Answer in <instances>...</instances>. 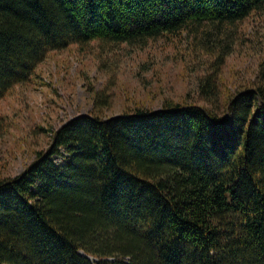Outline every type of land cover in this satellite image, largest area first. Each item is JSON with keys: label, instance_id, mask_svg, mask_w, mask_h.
I'll return each instance as SVG.
<instances>
[{"label": "trees", "instance_id": "16d2710c", "mask_svg": "<svg viewBox=\"0 0 264 264\" xmlns=\"http://www.w3.org/2000/svg\"><path fill=\"white\" fill-rule=\"evenodd\" d=\"M263 8L0 0V98L49 50L216 34ZM198 87L202 102L76 114L20 173L0 177V264H264V65L221 100L212 73Z\"/></svg>", "mask_w": 264, "mask_h": 264}, {"label": "rangeland", "instance_id": "374dc122", "mask_svg": "<svg viewBox=\"0 0 264 264\" xmlns=\"http://www.w3.org/2000/svg\"><path fill=\"white\" fill-rule=\"evenodd\" d=\"M262 65L264 8L216 34L183 30L143 42L91 40L49 50L29 79L0 98V177L20 173L76 114L157 108L164 99L202 102L198 83L208 73L221 100L253 84ZM97 93H105L102 103Z\"/></svg>", "mask_w": 264, "mask_h": 264}]
</instances>
